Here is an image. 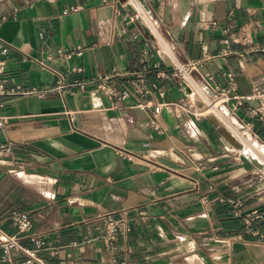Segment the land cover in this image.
<instances>
[{"label":"crops","instance_id":"1","mask_svg":"<svg viewBox=\"0 0 264 264\" xmlns=\"http://www.w3.org/2000/svg\"><path fill=\"white\" fill-rule=\"evenodd\" d=\"M147 5L178 61L199 62L195 78L212 75L224 89L231 72L238 94L264 89V0H0L9 85L44 91L9 98L1 110L9 126L0 142L16 148L0 157V228L16 234L13 212L29 214L34 232L60 248L57 257L41 253L52 264H264V218L249 231L229 204L242 198L248 212L264 210L256 155L227 126L245 154L209 119L180 108L181 81L164 77L171 61L130 19ZM227 30L241 44L223 58ZM78 46L83 55L68 58ZM100 74L130 91L120 108L98 90H51ZM258 106L236 113L264 145V124L248 110ZM157 108L161 134L152 126ZM122 210L131 230L111 247L104 217Z\"/></svg>","mask_w":264,"mask_h":264},{"label":"built area","instance_id":"2","mask_svg":"<svg viewBox=\"0 0 264 264\" xmlns=\"http://www.w3.org/2000/svg\"><path fill=\"white\" fill-rule=\"evenodd\" d=\"M130 19L132 22L141 23L142 26L147 29L151 40L154 42L155 47L158 53L162 56L163 60L166 58L171 61L172 68L165 73L164 77L181 81L182 84L180 86V92L185 96V103L180 105L181 109L189 110L196 119H210L211 115L216 116L217 114L218 117H222V114L224 116L228 115L225 111H223V108L225 107L228 110L230 117L235 118L240 123L238 125L240 129H248L252 132V126L241 122L237 118L236 112L239 107L245 106V104L258 102V107H249L248 110L253 116L259 115L262 123L264 124L263 88L254 87L248 94L240 95L238 94V85L235 76L231 72L225 73L228 77V86L224 89L213 87L211 85V82L214 80V76L212 75L205 77L201 76L200 79L195 78L194 72L197 71L199 62L191 61L182 64L178 61L175 46L168 42L162 33V19L158 15H155L148 5L145 11H134ZM227 32L229 37L224 41L225 48L220 55V57L223 58L232 53V44H241L240 40L234 39L233 32L231 30H227ZM246 40L247 37L243 40L244 44H247ZM9 50V46L4 44L0 39V55L5 56L8 54ZM84 50V47L78 46L72 49H67L65 54L68 58H72L73 56H82ZM6 70V60L0 58V135L4 137L7 136L9 124L7 117L1 112V110L5 107L7 99L25 95L44 96V91H41L38 88L28 89L19 85L10 86L9 79L5 76ZM72 72L80 74L83 72V68H73ZM74 89L80 91L93 89L103 92L110 99L113 109L120 108L121 104L126 99L131 97L129 90H124L122 92L117 91L114 83V76L105 74H100L89 80L75 79L73 82L68 84L60 82L51 88L52 91H56L59 94H64L65 92ZM196 100L203 104L202 108L198 107ZM232 101L234 103L229 105ZM216 103H219V106H216ZM163 106H165L167 110H171L173 108L176 109L179 105L177 103H166ZM222 111L224 113H221ZM159 114L160 109L157 108L152 126L155 131L161 134L162 128L159 124ZM191 123L195 126V122L193 120ZM213 124L221 130L220 126L225 125V121L222 117V119H219L218 123ZM15 148L16 144L9 139H6L4 142H0V157L6 154H12ZM229 204L232 206L233 215L240 218L249 231L252 229L255 222L264 218V210L256 209L248 212L242 198L229 200ZM11 219L13 225L17 229V232L16 234H9L0 228V261L5 262L6 264H52L47 261L41 253L46 252L51 257H57L60 253V248L57 247L54 242L46 240L42 234L34 232V224L30 215L23 212H13ZM104 219L106 220L104 237L111 247H115L120 241L128 238L131 230V224L126 210L108 214L104 217ZM252 235L258 236V234H255L254 232H252ZM23 241H31L33 246L28 247L23 243ZM88 241L89 240H85V242ZM73 245L77 246L78 242H74ZM60 264L71 263L62 261ZM113 264L135 263L132 260H116Z\"/></svg>","mask_w":264,"mask_h":264},{"label":"bare ground","instance_id":"3","mask_svg":"<svg viewBox=\"0 0 264 264\" xmlns=\"http://www.w3.org/2000/svg\"><path fill=\"white\" fill-rule=\"evenodd\" d=\"M123 2H124V4L125 5H127V6H130V0H122ZM145 11V9L143 8V9H141L140 10V8H136V10H135V12H137V11ZM196 103H197V105H198V107H200V108H202L203 107V104L201 103V102H199L198 100H196ZM216 106H219V103H216ZM223 111H225L226 112V114H228V115H226V116H224L223 114H222V117H223V120L225 121V122H228L227 124L228 125H226V123H225V125H223V126H220V128L222 129V133L224 134V136L226 137V138H228L226 135H225V132H224V127H226L227 126V129L231 132V136L234 138V141H235V143H236V145H241V143L243 144V146H244V148H245V151L246 152H250V153H252V154H254V155H256L257 157H255L254 155V157H252L253 158V160H252V162L258 167V168H260V169H264V157L262 158L261 157V155H263V153L256 147V145L255 144H252V142L253 143H256V144H258L259 145V147H263V146H261L259 143H257V142H255L254 140H255V138H254V135H253V133L250 131V130H244V131H242V129H240L239 128V126H237V123L235 122V118H232V117H230V115H229V112H228V110L224 107L223 108ZM221 112V113H224V112ZM217 113V112H216ZM212 117H214V118H216L217 119V121L215 122V123H218L219 122V119H222V117H218V115L216 114V116L215 115H211V119H212ZM213 120V119H212ZM229 133V132H228ZM250 135H249V134ZM228 140L232 143V141L228 138ZM241 142V143H240ZM233 144V143H232ZM233 146H234V144H233ZM237 150H240L241 151V148L242 147H237V146H234ZM264 156V155H263Z\"/></svg>","mask_w":264,"mask_h":264},{"label":"rangeland","instance_id":"4","mask_svg":"<svg viewBox=\"0 0 264 264\" xmlns=\"http://www.w3.org/2000/svg\"><path fill=\"white\" fill-rule=\"evenodd\" d=\"M244 130H248V129H242V131H244ZM253 133V132H252ZM249 134V133H248ZM250 135V134H249ZM254 135V134H253ZM233 138V137H232ZM254 138H255V142H257V143H259L261 146H264L256 137H255V135H254ZM252 144H255L256 145V147L263 153V155H264V148L262 147H259V145L258 144H256V143H253L252 142ZM241 153H243V154H245L244 152H242L241 151ZM250 153V152H249ZM250 154H252V153H250ZM254 155V154H253ZM263 155H261V157L263 158L264 156ZM249 159H250V156L249 155H246ZM256 157V156H255ZM264 159V158H263ZM251 160V159H250ZM252 161V160H251ZM258 168V167H257ZM258 172L260 173V175H259V179H260V185H261V188H260V197L261 198H264V169H260V168H258Z\"/></svg>","mask_w":264,"mask_h":264},{"label":"water","instance_id":"5","mask_svg":"<svg viewBox=\"0 0 264 264\" xmlns=\"http://www.w3.org/2000/svg\"><path fill=\"white\" fill-rule=\"evenodd\" d=\"M122 3H124L122 0H120ZM189 91V90H188ZM212 123H215L211 118L209 119ZM222 133V129L220 130ZM223 134V133H222ZM224 135V134H223Z\"/></svg>","mask_w":264,"mask_h":264}]
</instances>
